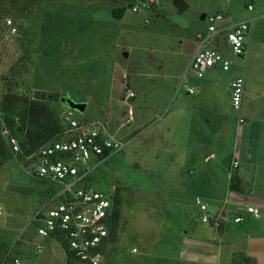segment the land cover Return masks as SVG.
Wrapping results in <instances>:
<instances>
[{
	"label": "rangeland",
	"instance_id": "obj_1",
	"mask_svg": "<svg viewBox=\"0 0 264 264\" xmlns=\"http://www.w3.org/2000/svg\"><path fill=\"white\" fill-rule=\"evenodd\" d=\"M176 1L158 0L156 8L141 7L134 12L130 0H0V14L12 18L19 29L17 35L2 32L0 37V102L8 93L39 99L62 119L68 109L61 99L67 97L87 105L84 112L73 111L76 119L106 117L110 128L120 131L117 139L129 142L124 119L131 91L129 73L143 74L144 79H138L145 83L154 77L155 85L161 80L165 84L170 67L166 59L171 53H190L191 36L207 31V23L201 19L204 13L227 12L232 4L239 19L248 4L264 9V0H185L187 6L182 9ZM115 9H125L122 18H115ZM262 37L264 21L258 19L252 47ZM6 114L0 113V128L5 126ZM133 147L142 149L136 143L127 145L108 163L93 169L82 183L105 192L114 186L122 189L120 231L103 264H170L159 256H178L188 248L183 243L186 234L184 229L162 234L154 220L143 218L147 213L155 214L147 206L148 198L162 188L157 186L156 172L133 164V155L126 154ZM35 167L33 162L19 163L13 155L0 167V226L12 235L36 231L32 218L52 190L51 184L33 177L30 171ZM201 227L208 229L211 242L218 246L212 228ZM31 249L33 254L34 246ZM232 258L225 249L217 264H232Z\"/></svg>",
	"mask_w": 264,
	"mask_h": 264
},
{
	"label": "crops",
	"instance_id": "obj_2",
	"mask_svg": "<svg viewBox=\"0 0 264 264\" xmlns=\"http://www.w3.org/2000/svg\"><path fill=\"white\" fill-rule=\"evenodd\" d=\"M183 4L187 6L185 0ZM249 5L239 19L234 12L237 8L232 4L227 12L217 13L230 14L228 22L249 20L254 30V22L263 20L264 9L253 5L254 9L249 10ZM195 34L191 36L190 53L180 56L175 52L166 59L170 67L165 84L161 80L155 85L154 77H149L148 84L142 80L143 74L129 73L134 96H127L125 101V138L129 140L125 147L136 143L142 149L133 147L129 152L126 150V154L133 155V164L139 168L156 172L155 179L159 182L156 185L162 188L152 193L153 197L148 196L147 206L155 214L147 213L143 218L154 220L162 234L184 229L183 243L189 247L183 248L178 256L160 255L162 262L217 264L218 255L226 249L227 256L232 253V260L234 257L249 260L239 259L237 264L244 261L264 264V37L257 39L254 47L250 38L244 57L235 56L228 46L221 47L231 60L230 68L223 70L216 66L199 78L190 68L197 46ZM160 62L165 65L164 61ZM240 76L245 77L240 111L245 122L242 124L232 106V83ZM183 81L188 82L195 93H189ZM93 121L104 123L116 138L120 137V131L114 132L115 126L110 128L106 117ZM117 152L120 150L100 164L93 157L91 172L108 163ZM235 158L239 160V167L231 175ZM4 161L0 155V167ZM90 176L91 173L87 179ZM88 184L85 185L93 188ZM110 193L121 198V223L122 189L114 186ZM197 197L207 204L205 212L197 205ZM247 205L258 207L261 215L254 217L247 213ZM220 213L227 220L217 229L212 221L201 220L204 214L214 219ZM236 216H244L245 221L235 223ZM201 224L212 228L219 240L218 246L211 242L208 229ZM5 228L0 226V244L12 247L15 256H20L25 264H68L69 254L57 238L39 235L37 229L26 236L22 231L12 235L8 228L4 231ZM39 246L41 251H38ZM215 249L218 253L213 251Z\"/></svg>",
	"mask_w": 264,
	"mask_h": 264
},
{
	"label": "built area",
	"instance_id": "obj_3",
	"mask_svg": "<svg viewBox=\"0 0 264 264\" xmlns=\"http://www.w3.org/2000/svg\"><path fill=\"white\" fill-rule=\"evenodd\" d=\"M132 10L138 12L141 7L152 9L158 0H130ZM253 10V4L248 6ZM207 31H198L195 34L196 49L190 68L197 77L202 78L207 70L220 66L228 70L231 60L225 56L221 47L228 46L231 52L238 57H244L248 51V42L253 33V25L249 20L241 22H228L230 14L216 13L205 17ZM264 20V15H263ZM7 32L17 35L19 32L12 18H4ZM184 88L189 93L195 89L186 81ZM245 90V77L240 76L232 83V106L239 115V123L245 122L240 114L243 94ZM128 96H134L130 91ZM73 110H67L63 116L64 132L59 139L40 146L30 154H25V162H33L35 168L31 174L41 180L52 183L53 191L49 193L39 211L32 218L39 235L54 237L59 241L65 238L69 252L90 264H103L107 256L102 246L110 236V224L114 211V194L96 190L82 183L91 173V161L97 158L102 163L111 153L125 147L126 141L117 139L108 129L107 125L99 121L79 120L74 117ZM4 134H8L4 129ZM7 144L13 156L19 161L22 153L19 139L14 135H7ZM239 167V160L231 163L230 174ZM57 188V190L55 189ZM196 203L202 212L207 209L201 197ZM246 212L259 217L261 211L253 205L246 206ZM2 210L0 209V215ZM203 222H213L216 229L227 220L220 213L214 219L204 214ZM233 221L237 224L245 221L244 216H236ZM62 242V241H61ZM111 243L107 244L108 248ZM42 247H38L41 251ZM0 264H25L15 256L12 247L0 244ZM238 264H249L241 262Z\"/></svg>",
	"mask_w": 264,
	"mask_h": 264
},
{
	"label": "trees",
	"instance_id": "obj_4",
	"mask_svg": "<svg viewBox=\"0 0 264 264\" xmlns=\"http://www.w3.org/2000/svg\"><path fill=\"white\" fill-rule=\"evenodd\" d=\"M124 13L125 9L113 10L115 18H122ZM4 18L5 17L0 14V37L2 32H7ZM2 112L7 113L3 120L5 126H3L4 128H0V155L4 159H7L9 156L13 155V153L7 144L6 137H4L3 129L7 130L8 135H14L19 139L22 150L19 159L21 163L25 162V154H30L40 146L59 139L64 132L63 118L58 119L54 111L46 104V102L39 99L29 100L22 95L8 93L4 97L3 102H0V113ZM16 116L18 117L17 120L15 118ZM19 132L21 134L20 136L17 134ZM35 178L41 182L52 185V183L46 180H41L37 177ZM52 191L53 189L50 192ZM114 204L115 207L110 224V236L107 242L102 246V251L105 256H107V244H112L117 240L119 231L122 202L120 196L117 194L114 196ZM60 240L69 254L68 264H90L69 252L65 238L61 237ZM239 259L240 258L234 257L233 264H237L241 259L249 261L242 257L240 260Z\"/></svg>",
	"mask_w": 264,
	"mask_h": 264
},
{
	"label": "water",
	"instance_id": "obj_5",
	"mask_svg": "<svg viewBox=\"0 0 264 264\" xmlns=\"http://www.w3.org/2000/svg\"><path fill=\"white\" fill-rule=\"evenodd\" d=\"M176 3L181 9L185 7V4H183V0H177ZM204 18H205V15H202L201 19H204ZM61 101L66 106L67 109L75 110L78 112H84L87 107L85 103H77L67 97L62 98Z\"/></svg>",
	"mask_w": 264,
	"mask_h": 264
},
{
	"label": "clouds",
	"instance_id": "obj_6",
	"mask_svg": "<svg viewBox=\"0 0 264 264\" xmlns=\"http://www.w3.org/2000/svg\"><path fill=\"white\" fill-rule=\"evenodd\" d=\"M4 130V129H3ZM5 135V134H4Z\"/></svg>",
	"mask_w": 264,
	"mask_h": 264
}]
</instances>
